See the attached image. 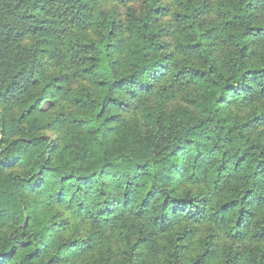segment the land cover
Instances as JSON below:
<instances>
[{
	"label": "clouds",
	"instance_id": "9594fccd",
	"mask_svg": "<svg viewBox=\"0 0 264 264\" xmlns=\"http://www.w3.org/2000/svg\"><path fill=\"white\" fill-rule=\"evenodd\" d=\"M262 161L264 0H0V264H264Z\"/></svg>",
	"mask_w": 264,
	"mask_h": 264
},
{
	"label": "trees",
	"instance_id": "16d2710c",
	"mask_svg": "<svg viewBox=\"0 0 264 264\" xmlns=\"http://www.w3.org/2000/svg\"><path fill=\"white\" fill-rule=\"evenodd\" d=\"M191 43L194 46L196 44V41H192ZM32 107H35V104H33ZM224 120H225V127H230L231 121H229L226 116L224 117ZM252 147L255 148L257 146L253 144ZM225 155H227V153H225ZM241 159H244L243 155L241 156ZM261 163H264V161H262ZM221 167H223V165H221ZM0 180H2V178H0ZM230 202L231 201H226L225 207L227 206V203ZM257 237H258L257 244H259L261 240H264V233H257ZM247 243L250 242H246V244ZM208 251H209L208 249H204L201 255H205V256L208 255ZM20 255L25 257H31L32 251L24 249L21 251ZM38 259H39L38 257H33V259L29 261V264H36V261ZM21 264H23V261H21ZM195 264H200L198 258L195 261ZM209 264H247V256L244 254L243 250L237 249L234 254H229L228 256H224L222 258H216V257L210 258Z\"/></svg>",
	"mask_w": 264,
	"mask_h": 264
}]
</instances>
